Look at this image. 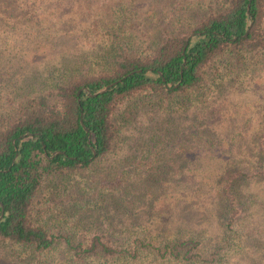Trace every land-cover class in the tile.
Returning <instances> with one entry per match:
<instances>
[{
    "label": "trees",
    "instance_id": "16d2710c",
    "mask_svg": "<svg viewBox=\"0 0 264 264\" xmlns=\"http://www.w3.org/2000/svg\"><path fill=\"white\" fill-rule=\"evenodd\" d=\"M161 1L134 12L122 0H111V7L101 6L107 30L88 37V26L100 28L91 0H0V56L11 52L9 28L29 29L33 36L46 28L58 38L55 45L47 41L39 50L56 56L52 63H59L46 78H57L51 89L33 82L23 87L18 73L7 91L14 96L0 106V250L9 252L0 261L226 264L251 248L254 207L264 210V116L253 131L251 120L221 116L207 132L221 127L232 132L229 141H234L251 131V140L263 148L248 156L239 139L233 152L216 157L220 168H206L215 177L209 189L220 211L217 220L209 214L213 224L205 227L207 233L192 227L189 233L151 239L125 230L122 238H115L118 234L112 232L58 227L65 221L60 198L71 199L72 189L83 199L81 205L96 209L117 197V189L98 187L97 176L112 177L97 170L117 151L123 128L136 113L155 108L171 114L201 113L204 104L207 111V103L224 100L211 99L212 93L215 96L225 81H248L256 56L264 54V0ZM74 32H82L84 45L75 42ZM76 56L80 64L70 65L68 60ZM7 74L13 71L3 70L0 85ZM119 183L125 191L133 188ZM43 191L47 204L39 198ZM253 259L264 264V253Z\"/></svg>",
    "mask_w": 264,
    "mask_h": 264
},
{
    "label": "rangeland",
    "instance_id": "374dc122",
    "mask_svg": "<svg viewBox=\"0 0 264 264\" xmlns=\"http://www.w3.org/2000/svg\"><path fill=\"white\" fill-rule=\"evenodd\" d=\"M91 1L94 4L93 13H96L94 18L100 28L93 30L88 26L84 31L85 36L96 35L97 32L102 34L107 30L104 26L107 22L103 20L101 6L104 5L105 8L112 6L111 0ZM152 2L153 0H122V4H128L134 12L139 9H149ZM156 3L158 4V0ZM160 3H164V0ZM156 17L158 16L153 17L154 22ZM106 18L110 19L108 15ZM121 19V17L113 19V22ZM8 31L12 35L13 43H7L11 52L5 53L4 58L0 56V78L5 69L13 71V74H7L0 85L2 87L0 88L1 108L8 105L6 101L8 97L14 96V94H7V91L11 90L10 84L16 79L14 77L18 76V73H22L23 77L19 79L24 80L23 87L28 88L33 82L37 87L51 89L53 81H57V78L55 76L53 81H47L46 78L50 74V68H57L59 64H54L56 56L39 50L47 45L44 44L47 41L48 45H55L58 37L55 39L56 32L53 29L40 28L35 36H33L34 33L29 32V29L25 32L17 27L9 28ZM80 35L82 32H74L73 38L76 39V43L84 45L79 38ZM79 60L80 57L76 56L71 57L68 62L70 61V65L78 66ZM256 61L257 65L247 76L248 81L243 84L225 81L215 96L212 93L211 99L222 96L224 100H218L216 105L215 100L212 104L207 103L210 105L207 111L204 104L201 107V113L188 110L171 114L157 108L136 113L129 124L124 126L123 137L121 133L117 151L107 160L99 163V170H97L100 174L112 177L110 180L97 176L98 180H101L98 187L104 184L108 187L107 190L117 189V197L105 201L99 209H96L93 205H81L83 199L79 198L80 194H72V189L71 199L60 198L64 208L61 217L65 221H62L63 224L58 227L72 231L80 230L83 233L87 230L112 232L118 234L115 238H122L125 230L140 231L151 239H158L165 235L174 236L183 232L189 233L192 227L202 234L207 233L204 231L205 227L213 224L209 214L211 216L212 213V219L217 220L216 217L220 215V211L216 196L209 189L215 182V177L209 175L206 168H220L221 165L219 166L216 157H221L225 152H233L236 148L234 142L239 139H243L242 143L248 151V156L254 155V149H263L259 141L251 140L255 136L251 131L256 122L261 121L264 116V54L259 53ZM213 110L217 111L211 113ZM121 112L122 109L118 116ZM221 116L228 117L230 121L251 120L253 124L250 127L251 131L245 137L236 135L234 141H229L232 132H226L221 127L219 132L212 131L208 134L207 132L213 129L212 122L218 118L222 119ZM201 117L204 118L199 122ZM225 128L230 127L227 125ZM106 169H112L114 172L110 170L106 173ZM121 171L122 175L115 179ZM117 180L127 182L133 188L125 191L126 188L122 187L121 183L117 184ZM39 198L41 202L47 204L44 191L40 193ZM80 205L81 209L76 208ZM254 210L256 214L251 222L254 231L251 234H254L255 238L249 245L251 248L235 254L226 264H254L255 256L262 257L264 252L261 253L260 250H264V210L257 206ZM108 237L110 238V235ZM6 250V248L0 250L1 257L9 253ZM19 259L21 261L16 262L17 264H28L24 258ZM14 262L1 259L0 264H15ZM50 264H63V262L55 258L50 261ZM142 264L159 263L147 260Z\"/></svg>",
    "mask_w": 264,
    "mask_h": 264
},
{
    "label": "water",
    "instance_id": "95a60500",
    "mask_svg": "<svg viewBox=\"0 0 264 264\" xmlns=\"http://www.w3.org/2000/svg\"><path fill=\"white\" fill-rule=\"evenodd\" d=\"M106 88H107V87H105V88L101 89V90H100V92L104 91ZM88 95H90V94L88 93Z\"/></svg>",
    "mask_w": 264,
    "mask_h": 264
}]
</instances>
